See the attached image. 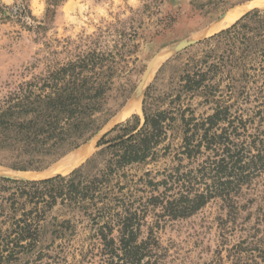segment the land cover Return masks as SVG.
Here are the masks:
<instances>
[{"label":"rangeland","instance_id":"rangeland-1","mask_svg":"<svg viewBox=\"0 0 264 264\" xmlns=\"http://www.w3.org/2000/svg\"><path fill=\"white\" fill-rule=\"evenodd\" d=\"M56 1L0 0L10 15L0 16V103L29 83L55 103L41 104L45 124L36 151L20 158L35 168H12L15 152L7 149L0 177L47 180L76 172L70 179L77 190L60 181L28 189L52 201L55 187L63 188L56 203L43 208L36 245L17 255L0 253V264H132L104 253L97 235L126 217L136 218L132 246L145 255L139 264H264V21L248 18L218 35L264 10V0ZM21 7L27 16L18 15ZM236 12L238 20L220 28ZM88 59L94 67L77 68L79 76L60 73ZM59 73L64 78L44 86L43 79ZM144 107L163 125L151 156L109 171L113 155L104 149L143 127ZM129 120L126 131L115 130ZM223 134L233 143L223 144L244 150L251 177L230 197L164 216L168 203L187 193L182 184L191 182L195 195L212 183L209 165L220 153L208 149L206 138ZM104 137L109 143L98 147ZM5 185L10 190L1 196L8 198L16 186ZM119 229L109 238L118 239ZM150 238L158 244L145 246Z\"/></svg>","mask_w":264,"mask_h":264},{"label":"trees","instance_id":"trees-1","mask_svg":"<svg viewBox=\"0 0 264 264\" xmlns=\"http://www.w3.org/2000/svg\"><path fill=\"white\" fill-rule=\"evenodd\" d=\"M51 2L58 4L56 0H51ZM55 6V5H54ZM22 8V9H21ZM18 10V15L27 16L29 14L28 10L25 7H21ZM8 7H0V16H3V19H9ZM263 14V15H262ZM248 18L250 20L262 19L264 21V10H257L253 13L247 14L240 22L234 25L232 28L221 32L218 35L224 33H231L233 29H236L240 26V23ZM244 28H249V23L243 26ZM239 28V27H238ZM217 35V36H218ZM94 61L80 60L76 64H71L69 68H64L60 73H69L70 76L74 77L79 76L76 71L77 68L80 69V73L89 69V66L94 67ZM59 74L51 75L49 78L43 79L44 86H48V83H57L58 80L64 78ZM204 77V75H201ZM32 87H38L37 83H29L27 85L19 86V90L11 96H8L3 102L0 103V154L7 149H13L16 160L11 166L12 168L28 172L31 169H34V162L32 160H23L20 159L23 155L28 153H34L37 148V139L41 134L42 127L45 123H42L43 109L40 107L41 104L46 102V99L49 101L47 105L53 106L52 96L49 95H37L32 91ZM72 98V97H71ZM79 97H77L78 99ZM55 100V99H54ZM58 101V100H55ZM146 103V101H144ZM145 122L143 127L135 129L128 135L126 140L121 139L117 144L106 147L104 150L111 151L113 155V166H108L109 171L118 172L120 169H124L129 165H132L137 162L144 161L148 156H151L152 145L158 143L157 138L162 134V121L160 116L154 117L148 115L146 108L143 109ZM33 116V119H27L25 116ZM135 119L139 120L138 116H134ZM131 120L127 123L121 125L115 130L126 131L130 125ZM37 129L35 130V128ZM120 128V129H119ZM114 130V131H115ZM34 132L35 139L30 140V133ZM223 135H214L210 139L206 138L208 143V149H212L211 146H216L214 151L216 153V158L209 165L210 169L212 168V183L207 184L202 193H196L191 195L194 191V185L191 182H187L181 185L187 193L182 194L178 201L174 203H168V206L165 209L164 216H170L177 218L184 216V214L192 213L200 207L204 206L207 201L215 197H230L231 192L238 191L241 186H243L249 177L250 163H243L244 159V150L232 149V147L226 146L223 142H228L227 138ZM127 136V135H126ZM106 137V136H105ZM105 137L100 141L98 147L108 144L105 140ZM226 138V139H225ZM189 142V139H187ZM230 143V142H228ZM233 144V143H230ZM192 145V144H191ZM201 143L197 145L201 147ZM222 146V148H220ZM233 148L236 145H232ZM103 150V151H104ZM188 152H192L191 147L187 148ZM207 167L200 169L199 172L205 173ZM249 172V173H248ZM74 172L72 176L75 175ZM71 177L57 176L55 178L41 180L37 182H21L17 180H10L5 178H0V253H9L12 256V253L16 255L18 253L24 252L27 249L32 248L36 245L37 237L40 233V221L45 217V210L43 208L51 207L56 203L58 194H61L63 188L55 187L58 191L54 192L50 198L52 201H40L42 196L39 193H34L30 195L28 189L35 190L41 186L54 185L56 182L67 183L68 189L70 191H76L77 186L73 182ZM226 177V180L223 178ZM105 184V192L108 186V179L103 181ZM5 184H12L16 186V192L13 193L10 197H2V192H8L10 190ZM106 198H109L108 193H104ZM28 198L29 201H19L21 198ZM38 200V201H35ZM32 205V209L27 211V205ZM44 207H41V206ZM105 214L109 217L110 208L105 203L103 209ZM133 216V215H132ZM164 216H161L164 217ZM136 218L126 217L121 219L116 225L111 226L105 224L104 227L100 228L98 236L101 240L102 251L104 253H109L112 256L120 258V260L132 261V264H139L144 257L139 254L140 251H135V247L132 246L133 240L136 238V231L134 232V220ZM9 225L8 228L4 226ZM157 225H161L157 223ZM115 227H120L118 239L109 238ZM25 242V243H24ZM145 246H156L158 243L155 239L150 238L148 242H145ZM118 251L123 252V255H117ZM145 252V251H144ZM149 254H152L149 252ZM154 255V254H153ZM124 256V257H121Z\"/></svg>","mask_w":264,"mask_h":264},{"label":"bare ground","instance_id":"bare-ground-1","mask_svg":"<svg viewBox=\"0 0 264 264\" xmlns=\"http://www.w3.org/2000/svg\"><path fill=\"white\" fill-rule=\"evenodd\" d=\"M240 16V12L233 13L227 17H225L222 22H220V28H227L235 23Z\"/></svg>","mask_w":264,"mask_h":264},{"label":"water","instance_id":"water-1","mask_svg":"<svg viewBox=\"0 0 264 264\" xmlns=\"http://www.w3.org/2000/svg\"><path fill=\"white\" fill-rule=\"evenodd\" d=\"M200 42L199 40L197 41H193L191 43H186V44H183L182 45V49L183 48H186V47H190L191 45H194L196 43ZM0 178H5V179H10V180H17V181H21V182H37V181H41L40 179L38 178H18V179H12V178H9V177H0Z\"/></svg>","mask_w":264,"mask_h":264}]
</instances>
